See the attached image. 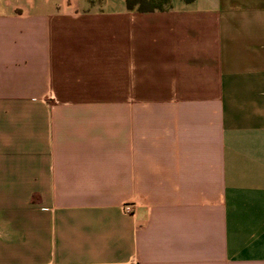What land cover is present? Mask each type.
Segmentation results:
<instances>
[{
    "label": "crops",
    "instance_id": "0c3cea01",
    "mask_svg": "<svg viewBox=\"0 0 264 264\" xmlns=\"http://www.w3.org/2000/svg\"><path fill=\"white\" fill-rule=\"evenodd\" d=\"M126 1L0 0V264H264V0Z\"/></svg>",
    "mask_w": 264,
    "mask_h": 264
},
{
    "label": "trees",
    "instance_id": "16d2710c",
    "mask_svg": "<svg viewBox=\"0 0 264 264\" xmlns=\"http://www.w3.org/2000/svg\"><path fill=\"white\" fill-rule=\"evenodd\" d=\"M158 1L169 2V0H127L126 3L129 9L137 5L139 10H154L160 9L156 6Z\"/></svg>",
    "mask_w": 264,
    "mask_h": 264
},
{
    "label": "rangeland",
    "instance_id": "374dc122",
    "mask_svg": "<svg viewBox=\"0 0 264 264\" xmlns=\"http://www.w3.org/2000/svg\"><path fill=\"white\" fill-rule=\"evenodd\" d=\"M168 5V2H164V1H158L157 2V7L159 6L160 8L166 7ZM147 7V6H146Z\"/></svg>",
    "mask_w": 264,
    "mask_h": 264
},
{
    "label": "built area",
    "instance_id": "2783aa9c",
    "mask_svg": "<svg viewBox=\"0 0 264 264\" xmlns=\"http://www.w3.org/2000/svg\"><path fill=\"white\" fill-rule=\"evenodd\" d=\"M124 210H125L126 212H130V211L132 210V205L126 203V204L124 205Z\"/></svg>",
    "mask_w": 264,
    "mask_h": 264
}]
</instances>
